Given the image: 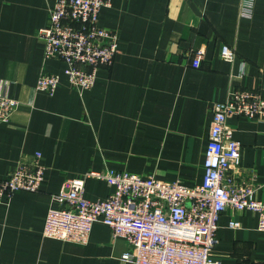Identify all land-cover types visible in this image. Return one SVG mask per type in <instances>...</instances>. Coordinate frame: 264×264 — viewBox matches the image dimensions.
<instances>
[{
  "label": "crops",
  "instance_id": "obj_1",
  "mask_svg": "<svg viewBox=\"0 0 264 264\" xmlns=\"http://www.w3.org/2000/svg\"><path fill=\"white\" fill-rule=\"evenodd\" d=\"M55 1L0 0V81L19 100L0 123V178L37 152L45 166L39 191L0 203V263L133 264L121 258L129 243L103 222L86 244L45 236L53 194L69 178L108 169L201 183L213 103L234 88L264 94V0L247 17L241 0H110L100 24L118 32L120 50L83 90L70 84L63 61L44 56L39 30ZM223 44L236 49L234 61L221 57ZM199 48L205 55L194 67ZM44 72L61 77L54 94L37 88ZM228 124L242 142L241 170L264 183V121L233 114ZM112 192L105 179L86 181L91 200ZM256 196L264 200V186ZM217 239L212 255L222 264H264V230L253 211L225 210Z\"/></svg>",
  "mask_w": 264,
  "mask_h": 264
},
{
  "label": "built area",
  "instance_id": "obj_2",
  "mask_svg": "<svg viewBox=\"0 0 264 264\" xmlns=\"http://www.w3.org/2000/svg\"><path fill=\"white\" fill-rule=\"evenodd\" d=\"M255 0H241L240 14L251 16ZM110 0H56L47 25L40 28L45 58H58L64 73L78 89H91L100 67L112 65L119 53L116 30L100 24L103 7ZM205 49L199 48L192 65L199 67ZM223 59L234 61L237 51L229 44L220 49ZM61 77L40 75L37 88L54 94ZM19 105L0 81V123L9 121ZM236 114L264 121V94L258 89L234 88L224 101L213 103V119L204 156L201 183L187 185L181 180L165 181L154 175L108 169L89 171L67 179L53 194L57 204L48 211L47 237L86 244L96 222L108 225L115 237L131 246L122 260L133 264H222L212 255L217 243L221 214L227 210H251L264 230V200L256 196L264 186L256 172L241 170L242 142L228 124ZM41 153L23 157L15 170L0 178V203L17 191L37 192L45 178ZM89 177L102 178L113 186L106 199L86 197ZM240 223L232 221V227ZM1 264V263H0Z\"/></svg>",
  "mask_w": 264,
  "mask_h": 264
}]
</instances>
